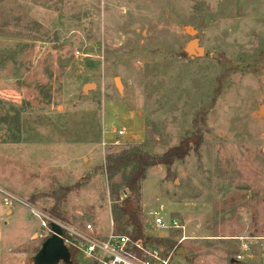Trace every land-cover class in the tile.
<instances>
[{
  "label": "rangeland",
  "instance_id": "1",
  "mask_svg": "<svg viewBox=\"0 0 264 264\" xmlns=\"http://www.w3.org/2000/svg\"><path fill=\"white\" fill-rule=\"evenodd\" d=\"M189 28L202 57L184 53ZM261 106L264 0H0V264H32L49 237L8 198L101 239L129 235L114 208L134 166L109 175L107 159L160 156L190 134L197 151L139 183L142 229L158 234L151 211L184 226L157 244L176 247L175 264H242L237 238L264 237Z\"/></svg>",
  "mask_w": 264,
  "mask_h": 264
},
{
  "label": "built area",
  "instance_id": "2",
  "mask_svg": "<svg viewBox=\"0 0 264 264\" xmlns=\"http://www.w3.org/2000/svg\"><path fill=\"white\" fill-rule=\"evenodd\" d=\"M75 54L79 55L78 52ZM113 134L116 135L117 138H122L125 135L122 131H114ZM105 135L104 133L103 137ZM13 201L22 205L29 210L33 216L38 218L41 227L48 230L49 236L52 235L51 225L54 224L58 226L62 232L60 238L63 244L67 248H73L78 255H81L87 259L88 262H92L93 264H175L174 253L176 247L171 250L164 249L153 240L164 239L163 233L170 229L184 231V226L174 220L169 225H165L163 220L159 218L154 211L148 212L146 216L152 222L153 228L158 231L157 237L147 234L145 230L142 229L143 236L138 239H133L128 234H115L113 232L106 238L101 239L94 235L90 225H86L83 230L73 229L38 212L28 203L9 198L6 202L12 203ZM189 238L191 239L193 237H186L183 235L177 243L181 244ZM253 239L262 240L264 243V238ZM237 240L240 242L244 251L250 250L248 240H251V237H239ZM243 260H245V255L238 254L235 256V261L241 262Z\"/></svg>",
  "mask_w": 264,
  "mask_h": 264
},
{
  "label": "trees",
  "instance_id": "3",
  "mask_svg": "<svg viewBox=\"0 0 264 264\" xmlns=\"http://www.w3.org/2000/svg\"><path fill=\"white\" fill-rule=\"evenodd\" d=\"M200 144L201 135L190 134L185 137L177 146L168 149L160 156H151L140 151L133 152L131 154H124L119 157H109L107 159L106 170L109 175L114 174L121 166H134L132 172L125 182V190L128 192V195H126V198L122 200L120 206L114 208L116 233H119V229L123 231L122 228L130 226L132 227V231L129 233V236L133 239L142 238L141 209L138 203L140 198L139 183L145 178L147 169L161 165L165 167L166 174L169 175L172 165L176 161L183 160L191 149L197 151L200 147ZM80 185L81 182H78L73 186L60 188L58 191L59 196L57 198L63 200L69 192L80 187ZM54 214H56V212H54ZM153 241L156 244L170 246V248L173 246L172 242L167 240L157 239ZM68 250L70 253V264H78L76 261V250L70 247Z\"/></svg>",
  "mask_w": 264,
  "mask_h": 264
},
{
  "label": "water",
  "instance_id": "4",
  "mask_svg": "<svg viewBox=\"0 0 264 264\" xmlns=\"http://www.w3.org/2000/svg\"><path fill=\"white\" fill-rule=\"evenodd\" d=\"M187 32L193 37V40L186 45L184 53L191 59L202 57L204 55L203 49L198 46V40L192 35L195 34V31L189 28ZM260 116H264V106L259 108L258 117ZM51 232L52 235L42 243L41 248L33 257L32 264H58L59 262L70 264L69 250L60 238L62 234L61 229L52 224ZM177 253L184 256L183 250H179Z\"/></svg>",
  "mask_w": 264,
  "mask_h": 264
},
{
  "label": "crops",
  "instance_id": "5",
  "mask_svg": "<svg viewBox=\"0 0 264 264\" xmlns=\"http://www.w3.org/2000/svg\"><path fill=\"white\" fill-rule=\"evenodd\" d=\"M128 139V142H132V137ZM254 237H251V240H248V244L250 246L249 251H244L245 260L242 264H264V247H263V241L253 239ZM264 237H261V239ZM238 241V240H237ZM239 242V241H238ZM240 243V242H239ZM241 244H239V250H241Z\"/></svg>",
  "mask_w": 264,
  "mask_h": 264
},
{
  "label": "flooded vegetation",
  "instance_id": "6",
  "mask_svg": "<svg viewBox=\"0 0 264 264\" xmlns=\"http://www.w3.org/2000/svg\"><path fill=\"white\" fill-rule=\"evenodd\" d=\"M47 239V238H46Z\"/></svg>",
  "mask_w": 264,
  "mask_h": 264
}]
</instances>
